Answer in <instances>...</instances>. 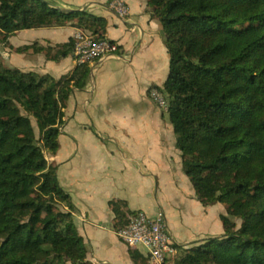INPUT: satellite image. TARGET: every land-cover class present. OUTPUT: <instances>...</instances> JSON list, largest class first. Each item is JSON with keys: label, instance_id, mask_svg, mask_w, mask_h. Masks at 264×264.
I'll list each match as a JSON object with an SVG mask.
<instances>
[{"label": "trees", "instance_id": "obj_1", "mask_svg": "<svg viewBox=\"0 0 264 264\" xmlns=\"http://www.w3.org/2000/svg\"><path fill=\"white\" fill-rule=\"evenodd\" d=\"M148 3L171 54L169 76L156 86L167 96L183 169L203 205L222 203L229 215L222 235L198 246L178 244L175 264H264V0ZM70 21L107 38L105 16L64 11L49 0H0V41ZM59 46L53 52L36 43L35 50L59 59L73 53L75 39ZM90 72L87 62L57 80L0 58V202H15L13 210L0 203V264L88 260L76 206L48 153L61 148L70 98L87 86ZM118 205L119 231L130 213ZM131 254L137 264H150L140 249L131 247Z\"/></svg>", "mask_w": 264, "mask_h": 264}, {"label": "crops", "instance_id": "obj_2", "mask_svg": "<svg viewBox=\"0 0 264 264\" xmlns=\"http://www.w3.org/2000/svg\"><path fill=\"white\" fill-rule=\"evenodd\" d=\"M111 1L52 2L64 11L89 6L87 11L105 16L106 37L120 46L113 56L89 62L87 86L75 89L69 101L61 148L48 157L59 165L60 182L76 206L75 226L88 246V260L80 264H137L118 233L116 202L129 213L164 210L173 237L186 247L222 235L229 216L222 203L204 206L197 198L169 111L152 95L171 68L161 22L151 16L148 0H122L129 9L123 17ZM79 29L73 21L25 28L2 41L0 54L14 68L60 80L79 66L73 53L51 58L36 51V43L55 52Z\"/></svg>", "mask_w": 264, "mask_h": 264}, {"label": "built area", "instance_id": "obj_3", "mask_svg": "<svg viewBox=\"0 0 264 264\" xmlns=\"http://www.w3.org/2000/svg\"><path fill=\"white\" fill-rule=\"evenodd\" d=\"M119 14H129L128 5L122 0H115ZM113 5V6H114ZM75 47L73 55L80 65L94 59L113 56L120 50L118 42L106 39H95L88 29H79L73 35ZM153 97L161 102L162 106L169 108L160 86L152 89ZM121 239L131 247L140 249L146 247V255L150 264H174L178 258L177 241L172 235L169 221L164 210L151 215L145 210H137L129 214L127 223L118 231ZM141 250V249H140Z\"/></svg>", "mask_w": 264, "mask_h": 264}, {"label": "rangeland", "instance_id": "obj_4", "mask_svg": "<svg viewBox=\"0 0 264 264\" xmlns=\"http://www.w3.org/2000/svg\"><path fill=\"white\" fill-rule=\"evenodd\" d=\"M49 1H51V2H53V3H56L55 2V0H49ZM114 1L115 0H113V1H111L110 3H109V5L110 6H112V8L114 9V10H116V11H118V9H117V6L119 7V3L118 2H116L115 3V5L113 4L114 3ZM114 5V6H113ZM86 9H88L89 8V6H87V7H85ZM86 9H83V10H86ZM87 11V10H86ZM88 13L89 14H91V15H96L95 13H92V12H89L88 11ZM5 47V46H4ZM4 49L3 48V44H2V41H0V49ZM0 58L2 59V60H5V63L6 64H8V59L6 60L1 54H0ZM32 71H34V70H32ZM28 72H31V71H28ZM37 74H39V73H37ZM39 75H41V74H39ZM48 75H50V74H48ZM163 95H164V98H165V100H166V102H168V100H167V96H166V93L163 91ZM158 101V100H157ZM158 103L159 104H161V102L160 101H158ZM168 104V103H167ZM168 106H169V104H168ZM169 109V108H168ZM24 111V110H23ZM33 121H34V123H35V126H36V128H37V131H39L38 130V127H37V123H36V120L33 118ZM64 125V124H63ZM51 155L48 153V157H50ZM189 179V178H188ZM19 196V195H18ZM1 203V202H0ZM1 205H2V207L3 208H5V209H7V210H13L14 209V207H15V202L13 201V200H11V199H6V201L5 202H2L1 203ZM180 208H178V210H179ZM160 210V209H159ZM178 212H180V211H178ZM236 220H237V218H236ZM239 222H240V220H239ZM207 242V241H206ZM203 244V243H202ZM202 244H194V245H190V246H187V247H191V246H198V245H202ZM186 247V246H185ZM140 249L141 250H146V247L145 246H143V245H140ZM175 264V263H174Z\"/></svg>", "mask_w": 264, "mask_h": 264}, {"label": "water", "instance_id": "obj_5", "mask_svg": "<svg viewBox=\"0 0 264 264\" xmlns=\"http://www.w3.org/2000/svg\"><path fill=\"white\" fill-rule=\"evenodd\" d=\"M71 10H73V9H68L66 11H71ZM8 64L12 67L11 63L9 62V60H8Z\"/></svg>", "mask_w": 264, "mask_h": 264}]
</instances>
